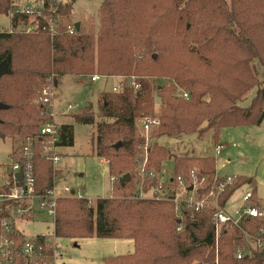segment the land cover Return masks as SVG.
Returning a JSON list of instances; mask_svg holds the SVG:
<instances>
[{"label":"trees","instance_id":"trees-1","mask_svg":"<svg viewBox=\"0 0 264 264\" xmlns=\"http://www.w3.org/2000/svg\"><path fill=\"white\" fill-rule=\"evenodd\" d=\"M76 1H45L47 15L57 10L61 16L59 32L53 37L45 33L0 34V65H7L11 72L0 80V104L4 106L0 110V137H21L23 142L34 139L38 196L46 195L55 186L54 165L43 156L40 139L42 128L52 118L49 107H33L30 101L38 97L51 75L57 76L58 83L64 76L99 75L121 79L125 84L118 91L112 88L99 95L97 114L93 108L84 107L73 117L77 124L96 125V152L110 163L109 173L116 179L115 195L99 199L95 205L88 199H60L55 235L74 240L93 236L132 240L134 253L111 260V264H264V251H255L244 232L257 231L249 221L243 222L241 229H224L217 248L211 214L185 215L180 222L173 203L135 199L132 182L119 181L138 164L135 155L144 142L139 138V120L156 118L152 115L155 96L162 106L160 126L152 131L158 137L197 134L202 138L212 131L217 147L224 129L262 124L264 84L259 81L255 62L264 68V0H104L99 27L87 31L81 25L70 35L67 31L76 23ZM14 3L15 0H0V16L9 17ZM19 22L27 23L28 18L16 17L11 25ZM19 48L28 54L22 63L16 57ZM132 77L141 86L137 92L126 84ZM156 80L164 81L160 89L159 85L154 87ZM174 85L189 90L188 98L184 93L175 96ZM254 88L257 94L251 106L240 107L239 103ZM205 98L210 102H204ZM59 137L58 148L73 145V126L62 125ZM120 142L122 147L115 149ZM14 154L15 151L11 158ZM172 157L175 170L169 173L173 176L195 168L209 176L210 185L217 177L216 158H202V165L193 167L195 159L178 158L156 142L149 165L164 173L163 165ZM248 183L240 178L223 201ZM12 187L9 179L0 187V193H8ZM252 193L250 204L261 205L256 193ZM28 205L3 203L0 221L18 218L13 209ZM250 222L259 224L258 220ZM16 228V239L23 247L26 237ZM50 239L45 235L34 238L35 264L54 263L55 248ZM238 246L251 251V255L238 260ZM16 263L33 262L19 255Z\"/></svg>","mask_w":264,"mask_h":264},{"label":"rangeland","instance_id":"rangeland-1","mask_svg":"<svg viewBox=\"0 0 264 264\" xmlns=\"http://www.w3.org/2000/svg\"><path fill=\"white\" fill-rule=\"evenodd\" d=\"M18 1L21 7H26L27 5L39 7L44 6L46 3V0ZM57 1L65 4L70 0ZM103 1L77 0L73 8V19L75 22L80 23V26L82 25V28L87 31L97 29L99 27V10ZM10 27V18L8 16H0V34L7 32ZM37 53L39 54L40 52ZM27 55L24 49L19 48L16 50L17 61L21 63L26 60L25 56ZM255 65L258 70L259 81L264 84V68L258 61L255 62ZM55 77L57 78V76ZM118 82V79L102 78L94 83L90 77L64 76L59 78V84L55 90L56 103L66 113L64 117H58L57 121L58 123L65 121L73 126L74 142L73 145L63 146L58 150L60 163L53 167L55 185L57 187H70L75 191L82 192L86 198L93 200V205L99 199L110 198L115 195L113 177L109 173L110 163L106 165L97 155L95 146L97 139L96 125L77 124L73 117L74 114L84 107L93 108V112L97 114L99 95L111 91ZM165 82L171 85L169 81ZM162 84H164V81L156 80L154 87L159 85L158 89H160ZM174 87L176 90L175 96H180L183 93L189 94L190 92L186 88L176 85ZM256 94L257 88H254L239 103V106L243 108L251 106ZM37 99L38 97L32 102L30 101L29 104L35 107ZM203 101L210 102L209 98H205ZM69 106L72 109L69 110ZM55 110L58 113L60 109L58 107ZM152 115L161 119L162 106L157 96H155ZM98 122L99 118L96 119V123ZM205 126V124L202 125V127ZM138 132L142 141L143 133L140 130ZM212 134L213 132L210 131L202 138H199L197 134H182L169 138L167 136L158 137L153 132L150 135V146L148 147L150 149L149 158L151 160L155 142L178 158L190 157L195 159L196 162L191 163L193 167H200L202 164H200L199 160L202 158H216L219 175H236L241 178V181L245 179L250 182L239 187L231 197L227 205V211L230 214L240 207L243 198L251 192H255L259 201L261 200L260 202L264 203V121L260 126L250 125L224 129L221 132L218 144L224 145L225 149L219 156L215 154L216 144L212 139ZM23 141L21 137H0V187L9 180L6 179L4 167L11 168L12 153L22 145ZM146 147L143 144V146L137 148L136 160H141L142 162L146 158ZM174 160L173 157L170 160H166L163 165V172H172L174 174ZM143 167V164H136V167L128 173L132 177L130 182H132L133 186L135 182L142 179ZM121 178H119V181ZM160 208L163 207L161 206ZM17 226L26 239L45 235L54 240L57 249L61 253V256L56 260V264H111V260L123 258L133 254L135 251L134 242L128 239H102L93 236L87 239L74 240L57 237L55 235L54 221L41 216H35L28 222L20 220ZM216 260L218 263V258ZM194 264H198V262Z\"/></svg>","mask_w":264,"mask_h":264},{"label":"built area","instance_id":"built-area-1","mask_svg":"<svg viewBox=\"0 0 264 264\" xmlns=\"http://www.w3.org/2000/svg\"><path fill=\"white\" fill-rule=\"evenodd\" d=\"M44 6L34 7L27 5L21 7L18 1L14 3V7L10 12V21L16 17H27L28 22H19L17 26L11 25L8 32L10 33H24V34H39L45 33L51 37L58 34V26L61 22V16L54 10L50 15H47ZM76 32L75 26L70 27L67 34L74 35ZM103 77L94 75L91 77L92 82L96 83ZM55 76H50L47 82L40 89L37 99V105L40 107H49L50 116L52 120L47 123L40 132L41 144L43 146V156L51 161L55 166L60 163V156L58 155L57 143L59 142V126L56 121L55 114V90L57 88ZM126 84L134 88L135 92L140 89V84L135 77L127 79ZM124 82H119L118 86L114 87V91L120 90L124 86ZM184 98H188V94L184 93ZM72 109L69 106V110ZM160 126V119L143 117L139 120V129L143 133V144L146 145V158L138 164H143L142 179L134 183L135 199L146 200H166L174 204L176 214L180 222H182L185 215L195 214H211L212 224L215 227L216 246L219 247V239L224 229L242 228L245 221H249L250 227L256 228V233L251 231H244L247 237L252 241V248L255 251H264V203L261 202L259 206H252L250 203L254 198L253 193H248L243 198L240 207L234 212L227 211L230 197L224 202L230 190L235 188L240 181V177L236 175H227L219 178L215 177L212 185L208 175L202 174L199 169H191L187 174H180L173 176L169 172L159 173L152 169L149 165V149L150 135L154 129ZM34 139H27L22 145L15 149L14 157L12 158V175L8 178L12 181V189L8 193H0V206L6 202H15L23 204L29 203L27 208H14L13 210L18 216L7 217L0 221V264H14L16 258L22 255L24 258L35 264L34 253L36 252V245L32 239H25V245H19L16 239L17 223L22 221H29L35 216L43 218H50L55 223L58 201L63 198H77L78 200L88 199L80 191H75L70 187H57L56 185L47 191L46 195L38 196L36 194V175L34 166ZM140 145L139 148L141 146ZM225 149L224 145H218L215 148L216 156L222 154ZM106 165L109 162L102 159ZM22 173V180L16 178V174ZM112 178V181H115ZM92 204L93 200L88 199ZM23 216V218L21 217ZM25 216V217H24ZM252 220H258L259 224L254 225ZM17 229V228H16ZM181 231V228L178 229ZM49 243L53 245L54 263L61 256L57 249L54 240L50 239ZM218 250V249H217ZM251 251L246 250L245 247H237L236 258L242 260L246 256H250ZM48 264V263H42Z\"/></svg>","mask_w":264,"mask_h":264},{"label":"water","instance_id":"water-1","mask_svg":"<svg viewBox=\"0 0 264 264\" xmlns=\"http://www.w3.org/2000/svg\"><path fill=\"white\" fill-rule=\"evenodd\" d=\"M76 29L79 31L80 30V23H76L75 25ZM10 70L8 68L7 65L3 64V65H0V80L3 76H5L6 74H10ZM56 86H58V81L56 82ZM4 108V106L2 104H0V110H2ZM122 147V143H118L117 145H115V149L119 150L120 148ZM8 176H11L12 175V170L10 169L9 172L7 173ZM22 177H23V174L22 173H18L16 174V178L21 181L22 180ZM132 180V177L131 175L127 174L125 175L124 177L121 178L120 182L121 184H126V183H129L130 181Z\"/></svg>","mask_w":264,"mask_h":264},{"label":"crops","instance_id":"crops-1","mask_svg":"<svg viewBox=\"0 0 264 264\" xmlns=\"http://www.w3.org/2000/svg\"><path fill=\"white\" fill-rule=\"evenodd\" d=\"M18 0H16V2H17ZM19 2V1H18ZM114 79H118V78H114ZM119 80V82L121 81V79H118ZM119 82L117 83V85H114V87H116V86H118V84H119ZM59 84V83H58ZM59 107V112L58 113H56V110H55V114H56V118H55V121H56V123L59 125V126H62V125H69L68 123H66L65 121H60V123H58V121H57V119H58V117H64L65 115H66V113H65V111L64 110H61V107L60 106H58V103H56V100H55V107H54V109H56V108H58ZM58 150H59V148H58ZM59 155V154H58ZM12 159V158H11ZM10 159V160H11ZM11 168L9 167V168H7V167H4V172H5V174H6V176H7V178L6 179H8L10 176H8V172H9V170H10ZM217 175L219 176V178H221V177H224V176H227V175H219L218 174V172H217ZM238 190V189H237ZM236 190V191H237ZM235 191V192H236ZM235 192L233 193V195L235 194ZM232 195V196H233ZM231 196V197H232ZM230 197V198H231ZM261 201V200H260Z\"/></svg>","mask_w":264,"mask_h":264},{"label":"bare ground","instance_id":"bare-ground-1","mask_svg":"<svg viewBox=\"0 0 264 264\" xmlns=\"http://www.w3.org/2000/svg\"><path fill=\"white\" fill-rule=\"evenodd\" d=\"M54 248V247H53ZM17 264V263H16Z\"/></svg>","mask_w":264,"mask_h":264}]
</instances>
